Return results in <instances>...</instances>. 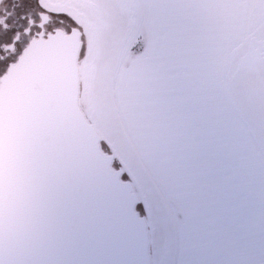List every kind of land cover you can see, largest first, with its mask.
<instances>
[{"label":"snow or ice","instance_id":"1","mask_svg":"<svg viewBox=\"0 0 264 264\" xmlns=\"http://www.w3.org/2000/svg\"><path fill=\"white\" fill-rule=\"evenodd\" d=\"M0 264H264V0H0Z\"/></svg>","mask_w":264,"mask_h":264}]
</instances>
